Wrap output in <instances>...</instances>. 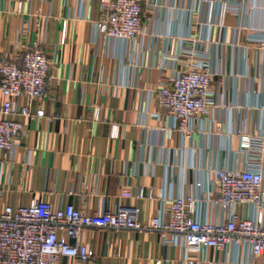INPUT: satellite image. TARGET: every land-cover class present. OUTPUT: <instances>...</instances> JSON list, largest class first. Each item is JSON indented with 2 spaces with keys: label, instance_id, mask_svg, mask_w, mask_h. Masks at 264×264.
Instances as JSON below:
<instances>
[{
  "label": "crops",
  "instance_id": "0c3cea01",
  "mask_svg": "<svg viewBox=\"0 0 264 264\" xmlns=\"http://www.w3.org/2000/svg\"><path fill=\"white\" fill-rule=\"evenodd\" d=\"M224 4L235 12L221 17ZM141 6L143 34L134 43L96 34L99 0H0V51L19 62L39 45L53 66L47 96L18 101L46 117L16 118L25 134L0 158L3 204L41 200L88 214L127 204L148 221L163 208L161 196L215 197L214 169L244 165L237 132L257 134L263 123L264 0H142ZM184 50L222 73L213 82L220 107L195 121L191 139L173 129L157 97L160 84L189 59L171 52L178 57ZM126 188L153 189L155 198L124 199ZM242 213L255 216L251 208ZM196 214L223 220L206 203ZM80 242L95 250L91 264L188 263L184 250L165 244L157 232L86 228ZM189 258L194 264H264V255L252 258L236 247Z\"/></svg>",
  "mask_w": 264,
  "mask_h": 264
},
{
  "label": "built area",
  "instance_id": "2783aa9c",
  "mask_svg": "<svg viewBox=\"0 0 264 264\" xmlns=\"http://www.w3.org/2000/svg\"><path fill=\"white\" fill-rule=\"evenodd\" d=\"M141 1L99 0L101 16L95 24L96 34L137 42L143 34ZM235 10V6L224 4L221 17ZM66 28L67 22H64L63 44ZM184 55H189V59L160 84L157 97L158 107L172 119L173 129L184 139H191L195 121L220 107L213 82L222 73L212 70L207 61L195 59L193 51L184 50L178 57L174 52L170 54L174 59ZM52 73V63L39 45L25 51L19 62L0 51V97L3 99L0 102V158L5 152H14L25 134L17 117L30 121L46 117L44 110L35 111L30 104L20 105L18 101L45 98ZM261 110L263 123L257 134L237 132L244 165L236 169H214L215 197L161 196L163 208L148 221H141L138 207L127 204L116 212L93 214L71 204L55 206L41 200L13 208L2 203L3 191H0V264H61L64 259L91 264L96 258L95 250L80 242L81 232L86 228L157 232L165 244L184 250L187 264H194L189 256L210 249L222 252L236 247L248 249L252 258L264 255V107ZM118 134L119 128L114 127L112 137L117 138ZM122 197L152 200L155 193L153 189L148 194L144 189L133 193L126 188ZM199 203L216 208L223 220L198 219ZM245 208L255 212L254 218L242 213Z\"/></svg>",
  "mask_w": 264,
  "mask_h": 264
}]
</instances>
